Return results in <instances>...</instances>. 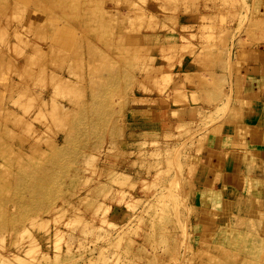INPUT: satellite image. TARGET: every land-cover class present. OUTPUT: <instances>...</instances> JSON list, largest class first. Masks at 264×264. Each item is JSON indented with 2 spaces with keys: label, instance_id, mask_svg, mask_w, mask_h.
<instances>
[{
  "label": "rangeland",
  "instance_id": "rangeland-1",
  "mask_svg": "<svg viewBox=\"0 0 264 264\" xmlns=\"http://www.w3.org/2000/svg\"><path fill=\"white\" fill-rule=\"evenodd\" d=\"M260 53L264 0H0V264H264L258 143L202 182Z\"/></svg>",
  "mask_w": 264,
  "mask_h": 264
},
{
  "label": "crops",
  "instance_id": "crops-1",
  "mask_svg": "<svg viewBox=\"0 0 264 264\" xmlns=\"http://www.w3.org/2000/svg\"><path fill=\"white\" fill-rule=\"evenodd\" d=\"M261 54L264 53H260L259 56H261ZM261 58H249L250 60L246 59L248 62L247 68L250 70L251 67H254V73L252 72L250 76L243 75L241 68H239L238 75H236L238 78L240 77V79L244 78L247 82L246 86L243 85L242 87L243 91L245 90L249 97V102L245 104L251 103L255 105L254 107L257 111L256 109L253 110L252 116L248 117V119H251L250 121H245L243 125L239 123L234 125V129L236 131L232 134L229 147H225V144H222L218 148L216 147L214 149L216 150L214 156L218 153L219 154L215 157V159H213L214 157L210 156V154L208 155V151L204 154L206 156L204 166L207 171H205L206 175L204 176L202 182L205 187H207V185L209 186L207 193L215 195H235L237 192H240L235 184L237 181L236 176L240 175V173L242 174V167H240V164L236 161V159L239 158L238 154L244 152L245 150L253 151L252 147L254 146L251 142L258 143L257 147H259V150H262V152H258L261 156L259 158H264V94L262 95L259 93L260 88H262V91L264 92V83L261 84L260 82L261 79L264 80V61L258 63ZM256 67L259 69V74L256 72L258 70L255 69ZM244 102L245 101H242V103ZM242 157L245 156L242 155ZM262 168L264 170V164ZM211 177H213L212 184L210 182ZM219 183L226 186V188H222V192L217 191L218 188L216 185ZM230 184L232 186L235 185L236 188H233V190L232 188H228ZM236 189L237 192L233 193Z\"/></svg>",
  "mask_w": 264,
  "mask_h": 264
},
{
  "label": "bare ground",
  "instance_id": "bare-ground-1",
  "mask_svg": "<svg viewBox=\"0 0 264 264\" xmlns=\"http://www.w3.org/2000/svg\"><path fill=\"white\" fill-rule=\"evenodd\" d=\"M259 20H261V19H259Z\"/></svg>",
  "mask_w": 264,
  "mask_h": 264
}]
</instances>
